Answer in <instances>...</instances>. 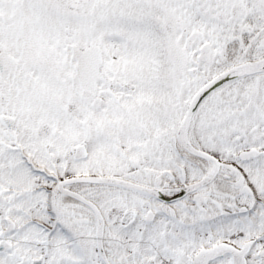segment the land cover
Wrapping results in <instances>:
<instances>
[{
  "label": "snow or ice",
  "instance_id": "snow-or-ice-1",
  "mask_svg": "<svg viewBox=\"0 0 264 264\" xmlns=\"http://www.w3.org/2000/svg\"><path fill=\"white\" fill-rule=\"evenodd\" d=\"M0 264H264V0H0Z\"/></svg>",
  "mask_w": 264,
  "mask_h": 264
}]
</instances>
